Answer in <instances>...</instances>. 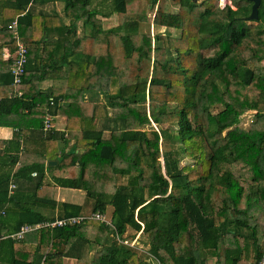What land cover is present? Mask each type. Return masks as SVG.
<instances>
[{"label": "trees", "instance_id": "1", "mask_svg": "<svg viewBox=\"0 0 264 264\" xmlns=\"http://www.w3.org/2000/svg\"><path fill=\"white\" fill-rule=\"evenodd\" d=\"M9 1L0 22V128L17 132L0 141V211L24 205L9 198L10 185L34 176L19 229L49 220L34 206L53 208L57 219L113 211L112 225L42 228L36 245L0 238V264H149L130 245L137 234L156 264H262L264 1L248 21L247 0H110L107 13L93 0H67L68 24L36 15V0ZM112 14L117 23L106 28L99 16ZM151 18L157 33H141ZM14 23L28 51L20 85L3 58L17 49ZM48 114L66 126L45 137ZM163 143L176 148L164 152ZM185 158L193 162L181 165ZM50 159L56 184L84 191L83 205L42 194Z\"/></svg>", "mask_w": 264, "mask_h": 264}, {"label": "crops", "instance_id": "2", "mask_svg": "<svg viewBox=\"0 0 264 264\" xmlns=\"http://www.w3.org/2000/svg\"><path fill=\"white\" fill-rule=\"evenodd\" d=\"M66 1L67 0H36L32 4V9L34 10L36 15H39L43 12L47 13L48 15H52V16L57 15L68 24L70 23V20L66 18L64 14V8H65ZM97 1L98 3H101V1H106V0H93V8L101 11L102 13H107L108 11H104L99 8V4H97ZM10 2L11 1L9 0H0V22L2 18V13L4 12L5 8L10 6L9 5ZM106 2H110V1H106ZM99 17L103 19V23L106 28L113 27L117 23L116 21L117 16L115 14H112L110 17H107V18H104L101 16ZM78 25H79V29L81 30L82 26L80 24ZM54 123H55L57 131L62 132L66 126V118L60 117V116L55 117ZM15 132H17V130H13L11 128H0V141L10 142L13 139ZM68 149H70V147ZM10 155L13 157V160H15V164L13 165L11 164L12 166L10 167V169L18 168L20 166V162L18 159L21 158V153L16 150V146L12 147ZM50 162H56V164L51 165ZM57 163L58 162L56 160L50 159L47 161V165L44 171L45 173L41 179L42 185L44 187L43 188L44 190H42V194L43 195L46 194V196L48 197V201H50V197H51L53 200H56L58 202L83 205L86 200V193L84 191L64 188L56 184V181H55L56 176L54 174V171L51 170L49 167H54L57 165ZM2 168H4V166H2ZM2 168L0 167V172L3 171ZM39 181H40L39 176L30 177L28 179H21L18 181L14 180L13 183L16 185V189L11 194L9 192V198L16 195L18 196L20 201L24 203V205L20 203L17 206L15 205V203H7L3 207V209L0 211V219L3 217L6 218V221H4L1 226L2 228V230L0 231L1 239H7V238L13 239L11 238L12 235L16 234L20 230L18 226L22 220L23 215L21 214L19 210H21V208L25 206H27L28 208L32 207L33 203L29 195L34 190L36 184H38ZM82 192L84 193V196H82L81 198L80 193ZM78 200L79 202L77 203ZM34 208L38 210L40 213H42L46 218L49 219L43 223L53 222V220H51L53 218L57 220V211L54 210L53 208L48 207L47 205L36 206V207L34 206ZM82 215H85V213H83ZM39 224H42V223H39ZM38 238H39V232L34 231L31 233H28L22 240H15V239L13 240L20 241L23 244L36 245L38 242ZM2 254L3 256L7 254L6 255L7 258L12 257L13 250L4 249ZM66 264H77V261L74 259H66Z\"/></svg>", "mask_w": 264, "mask_h": 264}, {"label": "built area", "instance_id": "3", "mask_svg": "<svg viewBox=\"0 0 264 264\" xmlns=\"http://www.w3.org/2000/svg\"><path fill=\"white\" fill-rule=\"evenodd\" d=\"M14 29V38L17 41V49L15 50L14 53H4L3 58L5 60H10L12 62V74L14 77V84L15 85H20L22 83L23 76L25 74V65L27 63V55L28 51L26 46L22 41H20L17 33V26L16 23L13 25ZM22 93L19 92L18 96H21ZM55 117L52 115H47L44 123H43V135L46 137L53 131V129H56L55 123H54ZM16 189V185L12 183L9 188L10 194L14 192ZM89 220H95V221H100L102 223H105L106 225H112V220H109L106 216V214H102L100 212H93L90 215H81V216H73V217H68L64 219H57L53 222H46L42 224H36V225H24L20 228V230L12 235L11 238L15 240H22L24 237L31 232H36L42 228H55V227H73V226H79L86 221ZM125 244H127V241H124ZM135 244V243H134ZM133 246V245H132ZM262 264H264V259L262 260Z\"/></svg>", "mask_w": 264, "mask_h": 264}, {"label": "rangeland", "instance_id": "4", "mask_svg": "<svg viewBox=\"0 0 264 264\" xmlns=\"http://www.w3.org/2000/svg\"><path fill=\"white\" fill-rule=\"evenodd\" d=\"M106 1H110V0H106ZM106 1H101V3H98V1H97V4H99V8L104 10V11H108V10L111 9V4H110L111 2H106ZM227 3H229L228 0H219V4L222 7L224 5H226ZM175 9L177 10V8H175ZM116 21H117V19H116ZM114 23H115V21H114ZM164 31H165L164 29L158 30V32H164ZM172 31L175 34H179L178 31H174V30H172ZM141 33H151L152 35L157 33V30L152 25V18L150 19L149 22L141 25ZM96 102L104 103L105 102V98L103 96L98 95L97 98H96ZM252 119H253L252 114L245 115L242 118V126L247 128L249 126L250 122L252 121ZM174 148H176V145L172 144V143H163V145H162V150L164 152L167 151V150L170 151V150H172ZM192 162H193L192 159L185 158V159L182 160L181 165H188V164H191ZM80 195H81V198H82V196H84V193L82 192V193H80ZM78 202H79V200L77 201V203ZM112 211L113 210H112V206H111V207H109V211L106 213L107 214L106 216H107V218L109 220L112 219ZM91 213H93V211L89 210V211H87V213L85 215H90ZM128 233H129V236H131V234L134 235L135 232L131 230ZM139 236H140V234H137L136 239L134 241L130 242V245H136L140 256L142 258H144L145 261H149V264H156L155 261L150 260V258H147V256L149 257V255L145 254V252H147L148 247L147 246L142 247L143 244H141L142 245L141 246V245H139L140 243L138 245H137V243H135V241L139 238ZM145 241H146V238L142 237V243L145 242ZM211 261L213 263L214 260H211ZM211 261H210V263H211Z\"/></svg>", "mask_w": 264, "mask_h": 264}, {"label": "water", "instance_id": "5", "mask_svg": "<svg viewBox=\"0 0 264 264\" xmlns=\"http://www.w3.org/2000/svg\"><path fill=\"white\" fill-rule=\"evenodd\" d=\"M193 2L195 3H199V2H202L204 0H192ZM249 2L252 3V10H251V14L249 15V17L247 18L248 21H255V20H258L259 18V8L261 6V3L264 1V0H247ZM50 164H56V162H50Z\"/></svg>", "mask_w": 264, "mask_h": 264}]
</instances>
